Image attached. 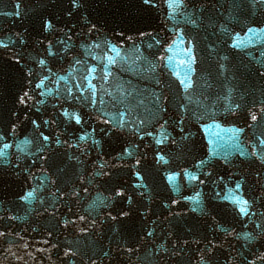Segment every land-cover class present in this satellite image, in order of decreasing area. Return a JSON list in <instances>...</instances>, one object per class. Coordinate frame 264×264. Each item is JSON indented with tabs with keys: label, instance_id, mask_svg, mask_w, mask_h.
I'll return each mask as SVG.
<instances>
[{
	"label": "water",
	"instance_id": "95a60500",
	"mask_svg": "<svg viewBox=\"0 0 264 264\" xmlns=\"http://www.w3.org/2000/svg\"><path fill=\"white\" fill-rule=\"evenodd\" d=\"M0 264H264V0H0Z\"/></svg>",
	"mask_w": 264,
	"mask_h": 264
},
{
	"label": "snow or ice",
	"instance_id": "6c2138e0",
	"mask_svg": "<svg viewBox=\"0 0 264 264\" xmlns=\"http://www.w3.org/2000/svg\"><path fill=\"white\" fill-rule=\"evenodd\" d=\"M79 120V118L77 117V121ZM29 195H31V194H29ZM241 211L243 212V211H245V209L244 208H241Z\"/></svg>",
	"mask_w": 264,
	"mask_h": 264
}]
</instances>
